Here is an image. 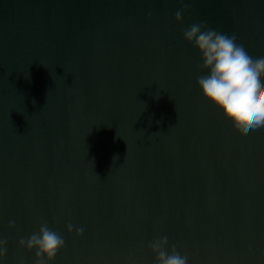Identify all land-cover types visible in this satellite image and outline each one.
Here are the masks:
<instances>
[{"label":"water","instance_id":"1","mask_svg":"<svg viewBox=\"0 0 264 264\" xmlns=\"http://www.w3.org/2000/svg\"><path fill=\"white\" fill-rule=\"evenodd\" d=\"M200 22L264 48V0H0L4 264H35L18 242L42 223L52 264H155L162 236L189 264H264V127L201 94Z\"/></svg>","mask_w":264,"mask_h":264},{"label":"clouds","instance_id":"2","mask_svg":"<svg viewBox=\"0 0 264 264\" xmlns=\"http://www.w3.org/2000/svg\"><path fill=\"white\" fill-rule=\"evenodd\" d=\"M183 12L182 8L175 13L177 22L181 21ZM182 34L183 39L198 50L199 68L207 72L197 78L203 97L232 120L237 129L248 131L264 127V48L250 54L246 43H237L235 35L209 28L204 22L191 24ZM8 227H15L14 222H9ZM66 227L69 233L74 231L71 223ZM83 233V228L75 229L77 237ZM7 243V239L0 238V264H4ZM18 243L21 248L34 250L35 264H52L65 246L62 236L47 223H42L38 231ZM168 245L167 236L149 243L155 264H189L191 253L187 245L173 244L170 251H166Z\"/></svg>","mask_w":264,"mask_h":264}]
</instances>
